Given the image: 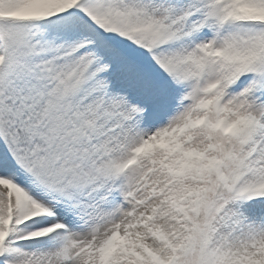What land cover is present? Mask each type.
Masks as SVG:
<instances>
[{"label": "snow or ice", "instance_id": "snow-or-ice-1", "mask_svg": "<svg viewBox=\"0 0 264 264\" xmlns=\"http://www.w3.org/2000/svg\"><path fill=\"white\" fill-rule=\"evenodd\" d=\"M0 264H264V0H0Z\"/></svg>", "mask_w": 264, "mask_h": 264}]
</instances>
